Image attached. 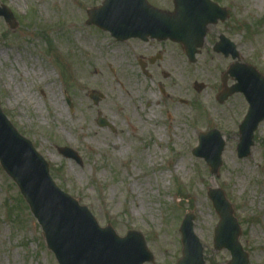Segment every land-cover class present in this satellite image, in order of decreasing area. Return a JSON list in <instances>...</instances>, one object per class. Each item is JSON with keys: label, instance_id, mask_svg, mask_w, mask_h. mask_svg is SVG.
I'll return each mask as SVG.
<instances>
[{"label": "rangeland", "instance_id": "obj_1", "mask_svg": "<svg viewBox=\"0 0 264 264\" xmlns=\"http://www.w3.org/2000/svg\"><path fill=\"white\" fill-rule=\"evenodd\" d=\"M149 1L174 8L173 0ZM213 1L230 17L211 27L197 62L169 49L147 78L126 45L87 26V10L103 0H0V8L7 7L18 23L13 30L0 17L1 108L49 163L54 182L101 227L110 225L121 237L129 231L143 235L154 256L148 264L181 259L179 230L189 212L205 264L229 263L230 252L214 248L220 219L208 191L217 187L235 209L249 264H264V122L254 134L251 155L238 158L239 126L249 106L240 94L223 105L216 101L221 76L234 60L213 50L223 34L237 45L239 63L264 75V0ZM94 71L98 83L88 87L82 104L80 83ZM195 83L206 88L197 92ZM94 91L103 94L97 106L90 98ZM99 113L114 132L97 125ZM212 129L226 141L218 177L192 153L199 135ZM64 147L75 150L81 164L65 159L58 151ZM0 264H58L1 167Z\"/></svg>", "mask_w": 264, "mask_h": 264}, {"label": "water", "instance_id": "obj_2", "mask_svg": "<svg viewBox=\"0 0 264 264\" xmlns=\"http://www.w3.org/2000/svg\"><path fill=\"white\" fill-rule=\"evenodd\" d=\"M175 13L170 16L151 6L147 0H105L101 7L91 9L88 25H95L109 32L118 41L131 38L147 40L171 39L182 44L191 63L205 45L209 25L218 20L226 21L229 12L211 0H174ZM11 29L17 23L7 7L0 8ZM214 47L215 52L239 58L236 46L224 36ZM229 77L237 83L227 87ZM205 88L196 84L197 92ZM241 93L249 104L248 113L239 127L240 142L238 157L246 158L251 153L254 133L264 121V76L257 69L239 62L230 66L223 76V90L216 99L224 104L231 96ZM94 103L102 95H91ZM101 127L110 126L98 119ZM225 142L217 130L199 136V146L193 154L203 159L213 177H218L223 165L222 153ZM65 158L81 164L78 154L69 148L59 149ZM0 165L17 185L33 217L42 229L47 249L55 255L58 264H146L153 263L154 256L147 248L143 235L129 231L120 237L112 226L101 227L87 207L64 193L54 182L49 164L35 150L33 144L22 137L0 107ZM208 196L220 218L215 229V250H228L232 260L228 264H249L240 237L241 227L235 217L232 204L222 189H210ZM195 217L189 213L182 222L183 257L177 264H205L203 247L193 232Z\"/></svg>", "mask_w": 264, "mask_h": 264}, {"label": "flooded vegetation", "instance_id": "obj_3", "mask_svg": "<svg viewBox=\"0 0 264 264\" xmlns=\"http://www.w3.org/2000/svg\"><path fill=\"white\" fill-rule=\"evenodd\" d=\"M115 43L118 46H127L128 52L137 61L140 71L142 72V74L146 72L148 74L147 77H151L154 74V69L159 66V62L164 61L165 57L168 56L170 50H174L176 54L180 53L182 56L185 55L181 45L174 43L170 40L143 41L141 39H131L127 42L115 41ZM123 53L124 51L122 52V54ZM133 67L135 66H131V68ZM142 67H144V72L142 70ZM167 76L168 75L164 73V77L166 78Z\"/></svg>", "mask_w": 264, "mask_h": 264}, {"label": "bare ground", "instance_id": "obj_4", "mask_svg": "<svg viewBox=\"0 0 264 264\" xmlns=\"http://www.w3.org/2000/svg\"><path fill=\"white\" fill-rule=\"evenodd\" d=\"M51 74L52 73H50L49 75H51ZM98 76H99V72L98 71H94L91 74H86L84 82L80 83L81 87H82L81 88V92H80L82 97L80 98V101H81L82 104L86 102V100L84 98V94L87 92L88 87L98 83V80H97ZM127 94H128L129 99H132V93H130V91H129V92H127ZM82 104L80 105V107H83ZM125 112L127 113L128 117L131 116L129 108H127L125 110Z\"/></svg>", "mask_w": 264, "mask_h": 264}]
</instances>
